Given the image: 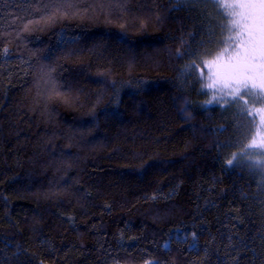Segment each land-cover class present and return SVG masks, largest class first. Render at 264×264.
Instances as JSON below:
<instances>
[{"label": "trees", "instance_id": "1", "mask_svg": "<svg viewBox=\"0 0 264 264\" xmlns=\"http://www.w3.org/2000/svg\"><path fill=\"white\" fill-rule=\"evenodd\" d=\"M226 23L211 0H0V264H264L257 116L206 103L200 65Z\"/></svg>", "mask_w": 264, "mask_h": 264}, {"label": "snow or ice", "instance_id": "2", "mask_svg": "<svg viewBox=\"0 0 264 264\" xmlns=\"http://www.w3.org/2000/svg\"><path fill=\"white\" fill-rule=\"evenodd\" d=\"M187 2L195 4L198 0ZM211 3L227 17L222 30H226L228 35L222 40L226 45L222 51L211 60L200 61L208 72L206 87L219 92V99L225 103L243 100L245 96L264 101V0H211ZM198 66L193 61L188 67L195 70ZM200 75L203 77L204 72L201 71ZM242 110L245 115L250 114L246 108ZM260 127L264 128V117ZM247 149H258L259 154L264 156V133L257 129ZM235 159L233 154L227 164L232 165ZM254 163L264 167V160Z\"/></svg>", "mask_w": 264, "mask_h": 264}, {"label": "rangeland", "instance_id": "3", "mask_svg": "<svg viewBox=\"0 0 264 264\" xmlns=\"http://www.w3.org/2000/svg\"><path fill=\"white\" fill-rule=\"evenodd\" d=\"M223 25H225V24H223ZM225 32H226V30H224V34H225ZM227 35H228V32H226L225 37ZM224 47H226V45L223 43L222 50ZM207 76H208V72H207L206 79H205V86L208 83ZM209 92H210V97L208 98V101H210V100L213 101L212 103H209V104H216V105H219L221 107H235L238 110H242V109L246 108L250 114L256 115L257 120H258V124L256 125V127H254L255 128L254 129V135L256 134L257 129H259L261 131V133H264V128L260 127L261 118L264 117V111H261L262 109H264V101H256L251 96H245L243 100L238 99L234 102L229 101L228 103H225L224 100L219 99V97H220L219 92H214L212 89H209ZM213 97H216V99H213ZM245 101H247L246 105H245ZM254 160L255 161L256 160H264V156H261L259 153H258V155L255 154ZM258 167L256 166V168L258 170H262V172L264 173V167H261L262 169L260 167L259 168Z\"/></svg>", "mask_w": 264, "mask_h": 264}]
</instances>
